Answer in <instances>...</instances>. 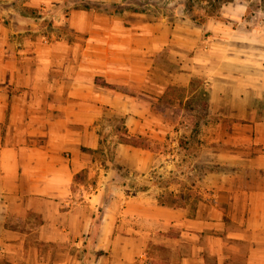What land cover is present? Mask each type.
<instances>
[{"label":"crops","instance_id":"0c3cea01","mask_svg":"<svg viewBox=\"0 0 264 264\" xmlns=\"http://www.w3.org/2000/svg\"><path fill=\"white\" fill-rule=\"evenodd\" d=\"M251 1L198 23L125 0H0V264H264V11ZM181 116L199 117L212 166L198 192H128L162 165L123 137L163 144Z\"/></svg>","mask_w":264,"mask_h":264},{"label":"rangeland","instance_id":"374dc122","mask_svg":"<svg viewBox=\"0 0 264 264\" xmlns=\"http://www.w3.org/2000/svg\"><path fill=\"white\" fill-rule=\"evenodd\" d=\"M261 3V9L264 11V0ZM259 2L257 0L251 1V10L258 12ZM122 7L146 12L153 18H163L168 20H178L184 18L188 21L202 23L210 16L216 17L220 15L221 4L216 0H125ZM202 101L198 102V105ZM164 109V106H162ZM177 110V109H175ZM176 111L171 113L169 119H177ZM112 121L114 128L121 129L122 122L120 117H109ZM178 125L175 129L180 132L175 136L171 135V139L165 141L163 144L154 145L145 137H137L135 141L144 143L151 147V149L159 152V163L162 165L160 168L150 170L147 173L136 176L133 174L128 181L127 191L136 192L150 188L156 192H160V200L169 203L183 204L184 200H188L198 192V184H201L200 174L209 171L212 166L210 163L204 165L200 160H206L202 157L200 149V129L197 127L199 117L185 118L181 116ZM187 124L189 129H185L184 124ZM177 124V123H176ZM197 130V132H195ZM175 142V144H172ZM111 148L108 154H111ZM209 156V155H208ZM210 157V156H209ZM230 168L225 167L224 171H229ZM83 178V176H81ZM85 179L83 178L82 181ZM209 183V181H208ZM109 191L110 186H107ZM177 189V191H176ZM106 191V192H109Z\"/></svg>","mask_w":264,"mask_h":264},{"label":"trees","instance_id":"16d2710c","mask_svg":"<svg viewBox=\"0 0 264 264\" xmlns=\"http://www.w3.org/2000/svg\"><path fill=\"white\" fill-rule=\"evenodd\" d=\"M218 3H220V4H222L223 2H225V1H229V0H216ZM135 138H137V137H129L128 135H126V137H123V141H125V142H127V143H130V144H132V145H134V146H139V147H149L148 145H146V144H144V143H141V142H137V141H135ZM140 138V137H139ZM75 179L77 180V181H82L83 180V178L81 177V174H77L76 176H75ZM175 201H171V202H169L170 204H175L174 203Z\"/></svg>","mask_w":264,"mask_h":264}]
</instances>
